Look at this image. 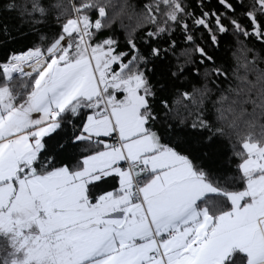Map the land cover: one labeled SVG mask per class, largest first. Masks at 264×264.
Wrapping results in <instances>:
<instances>
[{
    "label": "snow or ice",
    "instance_id": "snow-or-ice-1",
    "mask_svg": "<svg viewBox=\"0 0 264 264\" xmlns=\"http://www.w3.org/2000/svg\"><path fill=\"white\" fill-rule=\"evenodd\" d=\"M0 264H264V0H0Z\"/></svg>",
    "mask_w": 264,
    "mask_h": 264
}]
</instances>
